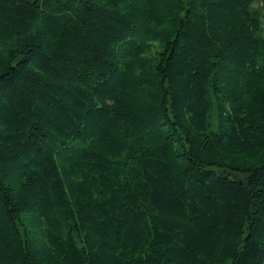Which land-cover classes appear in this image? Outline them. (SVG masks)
<instances>
[{"label": "trees", "instance_id": "obj_1", "mask_svg": "<svg viewBox=\"0 0 264 264\" xmlns=\"http://www.w3.org/2000/svg\"><path fill=\"white\" fill-rule=\"evenodd\" d=\"M264 0H0V264H264Z\"/></svg>", "mask_w": 264, "mask_h": 264}, {"label": "rangeland", "instance_id": "obj_2", "mask_svg": "<svg viewBox=\"0 0 264 264\" xmlns=\"http://www.w3.org/2000/svg\"><path fill=\"white\" fill-rule=\"evenodd\" d=\"M255 8H257V9H259L260 10V12H261V14H262V16H263V21H264V2L263 3H258V4H256L255 5ZM263 30H264V28H263ZM264 33V32H263Z\"/></svg>", "mask_w": 264, "mask_h": 264}]
</instances>
